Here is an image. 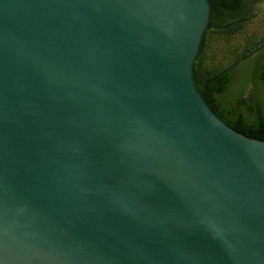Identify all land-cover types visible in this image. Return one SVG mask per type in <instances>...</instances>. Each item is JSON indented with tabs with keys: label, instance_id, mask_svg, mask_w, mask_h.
<instances>
[{
	"label": "water",
	"instance_id": "1",
	"mask_svg": "<svg viewBox=\"0 0 264 264\" xmlns=\"http://www.w3.org/2000/svg\"><path fill=\"white\" fill-rule=\"evenodd\" d=\"M208 0H0V264H264V137Z\"/></svg>",
	"mask_w": 264,
	"mask_h": 264
},
{
	"label": "trees",
	"instance_id": "2",
	"mask_svg": "<svg viewBox=\"0 0 264 264\" xmlns=\"http://www.w3.org/2000/svg\"><path fill=\"white\" fill-rule=\"evenodd\" d=\"M260 1L208 0L209 34L234 35L246 21L243 16ZM259 42L223 68L251 134L264 137V38Z\"/></svg>",
	"mask_w": 264,
	"mask_h": 264
},
{
	"label": "rangeland",
	"instance_id": "3",
	"mask_svg": "<svg viewBox=\"0 0 264 264\" xmlns=\"http://www.w3.org/2000/svg\"><path fill=\"white\" fill-rule=\"evenodd\" d=\"M242 29L234 35L210 34L223 66H230L247 48L258 45L264 38V1L243 16ZM257 42V43H256ZM260 43V42H259ZM256 54H253L254 57Z\"/></svg>",
	"mask_w": 264,
	"mask_h": 264
},
{
	"label": "flooded vegetation",
	"instance_id": "4",
	"mask_svg": "<svg viewBox=\"0 0 264 264\" xmlns=\"http://www.w3.org/2000/svg\"><path fill=\"white\" fill-rule=\"evenodd\" d=\"M262 1H264V0H261L260 2H262ZM259 3V2H258ZM258 3H256V4H258ZM257 55V54H256Z\"/></svg>",
	"mask_w": 264,
	"mask_h": 264
}]
</instances>
